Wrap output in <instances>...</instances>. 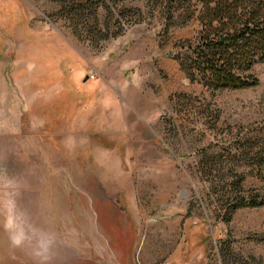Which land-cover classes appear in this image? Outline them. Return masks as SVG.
I'll return each mask as SVG.
<instances>
[{"label": "rangeland", "instance_id": "obj_1", "mask_svg": "<svg viewBox=\"0 0 264 264\" xmlns=\"http://www.w3.org/2000/svg\"><path fill=\"white\" fill-rule=\"evenodd\" d=\"M166 2L0 0V264H264V205L229 216L264 203V62L191 83Z\"/></svg>", "mask_w": 264, "mask_h": 264}, {"label": "trees", "instance_id": "obj_2", "mask_svg": "<svg viewBox=\"0 0 264 264\" xmlns=\"http://www.w3.org/2000/svg\"><path fill=\"white\" fill-rule=\"evenodd\" d=\"M165 9L181 26L190 20L198 24L195 35L170 54L191 83L212 91L258 85L249 72L264 62V0H167ZM263 205L239 198L229 216L239 208Z\"/></svg>", "mask_w": 264, "mask_h": 264}, {"label": "built area", "instance_id": "obj_3", "mask_svg": "<svg viewBox=\"0 0 264 264\" xmlns=\"http://www.w3.org/2000/svg\"><path fill=\"white\" fill-rule=\"evenodd\" d=\"M89 77H90L91 79H93V78H94V75H93V74H91Z\"/></svg>", "mask_w": 264, "mask_h": 264}, {"label": "bare ground", "instance_id": "obj_4", "mask_svg": "<svg viewBox=\"0 0 264 264\" xmlns=\"http://www.w3.org/2000/svg\"><path fill=\"white\" fill-rule=\"evenodd\" d=\"M75 250V249H74ZM82 250V249H81Z\"/></svg>", "mask_w": 264, "mask_h": 264}]
</instances>
